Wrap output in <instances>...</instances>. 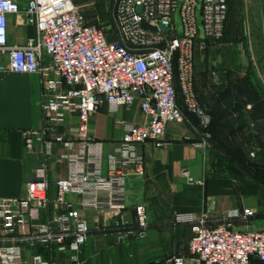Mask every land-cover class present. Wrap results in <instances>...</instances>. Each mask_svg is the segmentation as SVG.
I'll return each mask as SVG.
<instances>
[{"label": "built area", "instance_id": "built-area-1", "mask_svg": "<svg viewBox=\"0 0 264 264\" xmlns=\"http://www.w3.org/2000/svg\"><path fill=\"white\" fill-rule=\"evenodd\" d=\"M23 1L22 7V0H0V70L40 75L45 125L25 130V145L32 149L41 142L46 156L62 145L58 160L67 162L69 175L55 182L54 198L44 168L28 182L25 196L0 198V264H26L23 247L39 245L49 252L69 250L71 261L65 264H82L92 231L86 210L98 212L95 230H120L121 241L147 234L145 204L135 206L136 229L123 216L126 185L145 172L140 146L153 141L163 147L168 126L184 124L186 111L205 132L197 146H208L212 117L196 89V56L224 38L229 0H114L106 26L86 17L75 0ZM12 24L33 27L35 36L11 42ZM136 104L143 120L119 121L124 133L106 156L104 143L90 133L91 117L105 105L116 114ZM71 116L77 121L59 133ZM174 221L190 225L194 235L189 255L174 256L171 264H249L252 259L264 264V230L213 225L208 213H177ZM53 258L36 255L33 264H58Z\"/></svg>", "mask_w": 264, "mask_h": 264}, {"label": "crops", "instance_id": "crops-1", "mask_svg": "<svg viewBox=\"0 0 264 264\" xmlns=\"http://www.w3.org/2000/svg\"><path fill=\"white\" fill-rule=\"evenodd\" d=\"M10 33L11 42L26 43L35 36V29H17L12 24ZM195 71L196 89L202 105L210 106V113L224 121L221 108L213 109L211 104L215 98L202 95L199 72ZM255 96L264 108V97L261 94ZM216 100L221 102L219 97ZM41 101L39 74L0 70V198L25 196L28 182L37 180L42 168L50 184L49 198H54L57 193L55 182L69 175L67 162L58 160L62 145L54 146L52 156L45 155L41 142L32 149L25 145L24 131L45 125ZM257 105L250 106V114L264 119V109ZM142 120L143 114L137 104L129 109L122 108L116 114H111L105 105L91 117L89 128L90 133L104 143L107 156L124 133L119 121ZM76 121L77 117L71 116L58 132H65ZM189 123H171L164 136L165 145L161 148L156 147L153 141L140 146L145 158V172L143 176L129 179L124 199L127 207L123 216L129 223L128 227L136 229L135 206L145 204L149 220L146 236L139 238L131 235L121 241L120 230L107 228L99 232L94 227L98 212L86 210L84 213L92 231L81 253L82 264H171L174 256L189 255V242L194 233L190 225L174 221L177 213H194L196 216L208 213L213 225L230 222L239 230H264V173L236 171L235 166L240 168L238 158L245 159L244 146L240 144L232 142L231 149L226 148V152L221 153L219 149L223 148V143L215 135L211 145L205 148L197 146L196 143L203 140V136L196 126ZM228 133L231 140H235L236 136L233 135L237 131L229 130ZM253 137L264 146V134ZM238 148L244 152L237 151L236 154ZM216 152L230 159L225 167L230 171L226 174L217 173L212 167ZM108 168L105 161L104 174L108 173ZM70 198L77 201L79 196L73 194ZM248 211L253 213L246 216ZM52 213V210L45 212L43 222ZM235 213L238 216H234ZM36 255L48 260L54 257L58 264H65L71 261L72 252H49L40 245L23 247L22 259L26 264H33ZM249 264L263 263L252 259Z\"/></svg>", "mask_w": 264, "mask_h": 264}, {"label": "rangeland", "instance_id": "rangeland-1", "mask_svg": "<svg viewBox=\"0 0 264 264\" xmlns=\"http://www.w3.org/2000/svg\"><path fill=\"white\" fill-rule=\"evenodd\" d=\"M75 1L90 20H97L102 26H106L111 21L115 7L114 0H99L93 4H90L89 0ZM21 4L23 7L25 1L22 0ZM229 8L224 38L207 50H198L195 70L199 72L202 95L206 98H215L211 104L213 109L218 106L221 108L227 128L229 130L244 128L242 132L238 129L233 135L236 136L235 140H231L230 137L228 140L225 139L227 144L232 145L233 142L244 146L245 159L237 157L240 160L238 161L240 168L235 166L236 171L264 173V146L253 137L259 133L264 134V119H258L250 114V106L254 107L258 104V108L264 109L255 96L261 94L264 97L262 4L261 0H229ZM199 16L201 18V15ZM109 39L112 40L114 37L110 36ZM217 97L221 102L216 100ZM200 103L202 104L201 100ZM203 105L209 113L210 106ZM185 114L187 117L185 123L190 122L189 124L198 127V118L187 111ZM204 133H201L203 139ZM210 135L211 137L207 138L208 146L211 145V141L214 142L211 132ZM222 147L219 149L221 153L225 151V147ZM215 154L212 167L215 172L226 174L229 168L225 167L230 159L218 152Z\"/></svg>", "mask_w": 264, "mask_h": 264}, {"label": "trees", "instance_id": "trees-1", "mask_svg": "<svg viewBox=\"0 0 264 264\" xmlns=\"http://www.w3.org/2000/svg\"><path fill=\"white\" fill-rule=\"evenodd\" d=\"M229 12H230V8H229ZM229 17V15H228ZM228 21V19H227ZM226 25H227V22H226ZM226 30V28H225ZM209 114L211 115L212 117V122H211V125L208 127V130L213 134V136L217 135L221 140H222V143H223V146L225 147V149L227 148L228 150L231 149L230 145L231 144H227L226 140L229 139V130L227 128L228 125H226V122L224 121H220L221 119H219L218 117H215V115L213 113H210ZM242 127L238 128V129H241ZM238 129H230L231 132L235 130V133ZM226 139V140H225ZM237 149V148H235ZM226 151V150H225ZM237 151L238 152H244L241 148H238V150H236V154H237Z\"/></svg>", "mask_w": 264, "mask_h": 264}, {"label": "water", "instance_id": "water-1", "mask_svg": "<svg viewBox=\"0 0 264 264\" xmlns=\"http://www.w3.org/2000/svg\"><path fill=\"white\" fill-rule=\"evenodd\" d=\"M261 4H262V11H263V20H264V0H261ZM144 26H147V24H144ZM153 29H157L156 27H153ZM162 29H164V30H169V28L168 27H164V26H162Z\"/></svg>", "mask_w": 264, "mask_h": 264}]
</instances>
